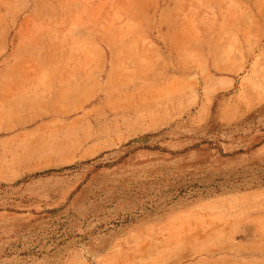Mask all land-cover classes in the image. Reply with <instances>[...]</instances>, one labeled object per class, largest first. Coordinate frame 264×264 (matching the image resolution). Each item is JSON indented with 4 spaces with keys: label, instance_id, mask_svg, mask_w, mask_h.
<instances>
[{
    "label": "rangeland",
    "instance_id": "rangeland-1",
    "mask_svg": "<svg viewBox=\"0 0 264 264\" xmlns=\"http://www.w3.org/2000/svg\"><path fill=\"white\" fill-rule=\"evenodd\" d=\"M0 264H264V0H0Z\"/></svg>",
    "mask_w": 264,
    "mask_h": 264
}]
</instances>
